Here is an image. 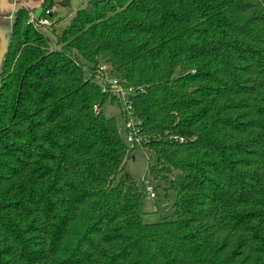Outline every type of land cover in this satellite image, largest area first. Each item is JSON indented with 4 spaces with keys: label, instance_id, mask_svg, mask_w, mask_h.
<instances>
[{
    "label": "trees",
    "instance_id": "trees-1",
    "mask_svg": "<svg viewBox=\"0 0 264 264\" xmlns=\"http://www.w3.org/2000/svg\"><path fill=\"white\" fill-rule=\"evenodd\" d=\"M13 14L0 264H264V0H86L57 48ZM101 63L134 89L133 145L103 111L116 101L125 122L122 103L91 81ZM138 147L155 156L149 185L174 192L157 222L126 169Z\"/></svg>",
    "mask_w": 264,
    "mask_h": 264
},
{
    "label": "rangeland",
    "instance_id": "rangeland-1",
    "mask_svg": "<svg viewBox=\"0 0 264 264\" xmlns=\"http://www.w3.org/2000/svg\"><path fill=\"white\" fill-rule=\"evenodd\" d=\"M82 1L84 2L86 0H67V3L66 0H55V4L51 8L52 12L49 17L51 24L36 27L47 37L52 47L57 48L56 34L62 31L68 22V19L74 13L76 7L82 4ZM27 10L29 14V9ZM33 11L35 12V16L39 17L42 15L43 8H36ZM103 111L107 116H114L116 118L120 134L122 137H125V124L118 103L116 101H107L103 106ZM154 162V154L149 157V155L139 147L133 149L132 156L126 162V169L144 188L142 215L145 222L160 221L162 217L171 214L173 210L172 203L174 201V192L172 190L165 191L162 183L158 179L153 183L154 188L149 185L150 175L147 172V167L148 163L153 164ZM148 187H151V189L149 190ZM150 191L155 195L151 196Z\"/></svg>",
    "mask_w": 264,
    "mask_h": 264
},
{
    "label": "built area",
    "instance_id": "built-area-1",
    "mask_svg": "<svg viewBox=\"0 0 264 264\" xmlns=\"http://www.w3.org/2000/svg\"><path fill=\"white\" fill-rule=\"evenodd\" d=\"M33 1H35L33 5L28 3L22 6L29 9V22H31L34 27L50 25L51 22L49 21V17L52 9L45 8L43 9L42 16L36 17L33 10L36 8H41L43 0ZM91 81L94 84L100 86L102 91H111L120 100L128 116L127 120L124 122L125 127L128 128L125 132V139L130 145H133L135 141H139V136H137L138 127L136 125L139 123V121L136 120L134 116H132L133 110L130 99V94L133 93L134 89L132 87L125 86L123 81L120 80L119 76L110 72V68L106 63H101L97 67V71L91 77ZM94 110L96 113L98 112L97 107H94ZM179 139L182 140L183 138ZM148 188L149 190L151 189V187ZM150 195L153 196L154 193L150 191Z\"/></svg>",
    "mask_w": 264,
    "mask_h": 264
},
{
    "label": "crops",
    "instance_id": "crops-1",
    "mask_svg": "<svg viewBox=\"0 0 264 264\" xmlns=\"http://www.w3.org/2000/svg\"><path fill=\"white\" fill-rule=\"evenodd\" d=\"M34 4L35 1L27 0H0V63L4 48L9 40L14 19V11L25 4Z\"/></svg>",
    "mask_w": 264,
    "mask_h": 264
},
{
    "label": "water",
    "instance_id": "water-1",
    "mask_svg": "<svg viewBox=\"0 0 264 264\" xmlns=\"http://www.w3.org/2000/svg\"><path fill=\"white\" fill-rule=\"evenodd\" d=\"M66 3H67V0H66ZM14 15V14H13ZM14 20V19H13ZM13 24V23H12ZM11 32V31H10ZM10 37V36H9ZM9 41V40H8ZM8 43V42H7ZM6 47H7V44H6V46H5V48H4V51H3V54H2V57H3V55H4V53H5V51H6ZM1 61H2V59H1ZM0 65H1V63H0ZM153 180H154V178L151 176L150 177V179H149V184L151 185L152 184V182H153Z\"/></svg>",
    "mask_w": 264,
    "mask_h": 264
}]
</instances>
